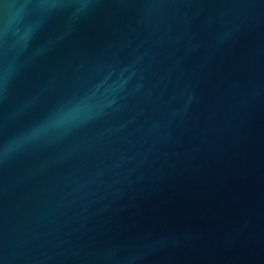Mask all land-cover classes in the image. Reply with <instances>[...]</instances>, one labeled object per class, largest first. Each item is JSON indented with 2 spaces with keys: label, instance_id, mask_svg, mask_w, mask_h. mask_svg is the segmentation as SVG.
<instances>
[{
  "label": "water",
  "instance_id": "obj_1",
  "mask_svg": "<svg viewBox=\"0 0 264 264\" xmlns=\"http://www.w3.org/2000/svg\"><path fill=\"white\" fill-rule=\"evenodd\" d=\"M0 264H264V0H0Z\"/></svg>",
  "mask_w": 264,
  "mask_h": 264
}]
</instances>
